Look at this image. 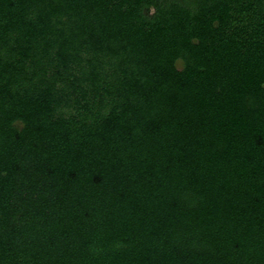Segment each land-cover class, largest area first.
Returning a JSON list of instances; mask_svg holds the SVG:
<instances>
[{"label": "trees", "instance_id": "obj_1", "mask_svg": "<svg viewBox=\"0 0 264 264\" xmlns=\"http://www.w3.org/2000/svg\"><path fill=\"white\" fill-rule=\"evenodd\" d=\"M0 264H264V0H0Z\"/></svg>", "mask_w": 264, "mask_h": 264}]
</instances>
